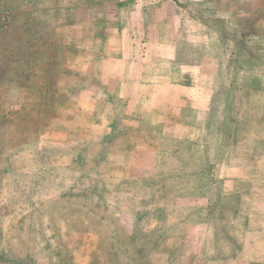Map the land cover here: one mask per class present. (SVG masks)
Masks as SVG:
<instances>
[{
    "label": "rangeland",
    "instance_id": "374dc122",
    "mask_svg": "<svg viewBox=\"0 0 264 264\" xmlns=\"http://www.w3.org/2000/svg\"><path fill=\"white\" fill-rule=\"evenodd\" d=\"M35 1L0 0V264H264V0Z\"/></svg>",
    "mask_w": 264,
    "mask_h": 264
},
{
    "label": "built area",
    "instance_id": "2783aa9c",
    "mask_svg": "<svg viewBox=\"0 0 264 264\" xmlns=\"http://www.w3.org/2000/svg\"><path fill=\"white\" fill-rule=\"evenodd\" d=\"M12 21V14L8 8L0 4V30L7 27Z\"/></svg>",
    "mask_w": 264,
    "mask_h": 264
},
{
    "label": "crops",
    "instance_id": "0c3cea01",
    "mask_svg": "<svg viewBox=\"0 0 264 264\" xmlns=\"http://www.w3.org/2000/svg\"><path fill=\"white\" fill-rule=\"evenodd\" d=\"M35 7L37 8H44L46 6H55L56 2L54 1H43V0H39V1H35L34 2Z\"/></svg>",
    "mask_w": 264,
    "mask_h": 264
}]
</instances>
